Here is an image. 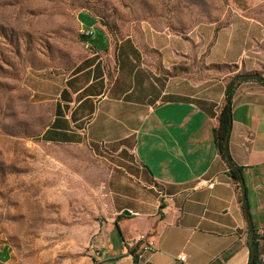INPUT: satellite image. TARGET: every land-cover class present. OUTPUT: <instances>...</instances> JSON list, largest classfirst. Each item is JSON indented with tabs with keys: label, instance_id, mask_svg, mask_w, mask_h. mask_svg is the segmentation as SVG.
Returning a JSON list of instances; mask_svg holds the SVG:
<instances>
[{
	"label": "crops",
	"instance_id": "crops-1",
	"mask_svg": "<svg viewBox=\"0 0 264 264\" xmlns=\"http://www.w3.org/2000/svg\"><path fill=\"white\" fill-rule=\"evenodd\" d=\"M93 24L82 26L102 36L94 35L90 56L60 91L41 138L60 145L130 144L160 190L151 208L126 206L121 211L129 215L100 227L89 264H250L243 189L219 153L215 130L232 79L251 72L264 77V26L237 13L226 24L203 23L187 34L142 26L140 36L117 42ZM231 108L228 151L241 169L257 264H264V84L236 83ZM199 180L215 185L197 188ZM149 240L154 248L142 252ZM13 256L0 233V264Z\"/></svg>",
	"mask_w": 264,
	"mask_h": 264
},
{
	"label": "rangeland",
	"instance_id": "rangeland-1",
	"mask_svg": "<svg viewBox=\"0 0 264 264\" xmlns=\"http://www.w3.org/2000/svg\"><path fill=\"white\" fill-rule=\"evenodd\" d=\"M237 13L264 26V0H0V233L14 249L9 264H89L100 227L126 206L151 208L160 190L130 144L41 140L60 91L91 54L82 23L118 42L142 26L187 34Z\"/></svg>",
	"mask_w": 264,
	"mask_h": 264
},
{
	"label": "trees",
	"instance_id": "trees-1",
	"mask_svg": "<svg viewBox=\"0 0 264 264\" xmlns=\"http://www.w3.org/2000/svg\"><path fill=\"white\" fill-rule=\"evenodd\" d=\"M81 38L83 42L87 40L86 37L83 35ZM178 73L179 72L177 71V69H175L172 74L177 75ZM248 80L258 81L264 84V77L259 72L237 74L229 84L225 104L222 106L219 116H218L219 125L217 129L215 130L216 143H217L219 153L228 163L229 161L232 163L230 155H229V151H228V137L231 131V123H232V108H231L232 91L236 83L242 82V81H248ZM232 165L235 168H232L230 166V174L234 178V180H236L239 183L240 187H242L243 189V176L241 173V169L236 167L233 163ZM121 216H119V218ZM250 262H251V259H250ZM257 263H258V256L256 254L254 264H257Z\"/></svg>",
	"mask_w": 264,
	"mask_h": 264
},
{
	"label": "built area",
	"instance_id": "built-area-1",
	"mask_svg": "<svg viewBox=\"0 0 264 264\" xmlns=\"http://www.w3.org/2000/svg\"><path fill=\"white\" fill-rule=\"evenodd\" d=\"M82 35L86 37V41H85V47L87 49H90V48H93V45H92V40L94 38V35H95V29L93 27H85V28H82V31H81ZM215 185V182L214 181H206V180H199L196 184L197 188H203V187H207L209 189H212ZM145 240V238H140L138 240V242L140 243L141 241ZM154 248V242L153 241H146L144 242L142 248H141V251L144 252V251H148V250H152ZM179 259L181 261H184L186 259V255L185 254H181L179 256Z\"/></svg>",
	"mask_w": 264,
	"mask_h": 264
},
{
	"label": "water",
	"instance_id": "water-1",
	"mask_svg": "<svg viewBox=\"0 0 264 264\" xmlns=\"http://www.w3.org/2000/svg\"><path fill=\"white\" fill-rule=\"evenodd\" d=\"M229 165L232 168H235L230 161H229ZM243 200H244L245 214H246V217H247V220H248V225H249V228H250V231H251V236H252V254H251V262H250V264H254V260H255V256H256V244L254 242L255 231H254V228H253V225H252V221H251V217H250V213H249V209H248V205H247V195H246V189H245V186H244V182H243ZM123 214L129 215L130 212L129 211H124Z\"/></svg>",
	"mask_w": 264,
	"mask_h": 264
}]
</instances>
